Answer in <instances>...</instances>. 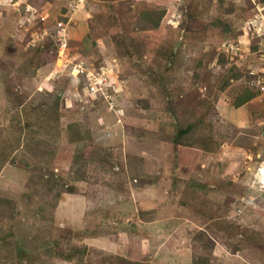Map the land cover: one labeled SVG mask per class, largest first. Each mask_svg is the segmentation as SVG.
<instances>
[{"label": "rangeland", "instance_id": "obj_1", "mask_svg": "<svg viewBox=\"0 0 264 264\" xmlns=\"http://www.w3.org/2000/svg\"><path fill=\"white\" fill-rule=\"evenodd\" d=\"M259 80L264 0H0V264H264Z\"/></svg>", "mask_w": 264, "mask_h": 264}, {"label": "built area", "instance_id": "obj_2", "mask_svg": "<svg viewBox=\"0 0 264 264\" xmlns=\"http://www.w3.org/2000/svg\"><path fill=\"white\" fill-rule=\"evenodd\" d=\"M59 25V30L58 33L60 35V55L67 56L65 52L66 46H67V35H66V25L67 23L65 21H60L58 23ZM68 61V59H66ZM64 63V62H63ZM65 66L67 64L65 63ZM106 67V66H105ZM104 68V65L101 66V69ZM73 73L75 75L80 74L84 75L86 77V87L88 90V93L90 95L94 96H101L105 99H111L113 95L117 94L119 92V85L116 83V81H111V83L106 82L105 79H102L100 75L95 73L94 70H91V68L81 65V64H76L73 67ZM260 81V80H259ZM260 83H262V89H264V80H261ZM259 183L262 185L261 187L264 188V169L260 171L259 175Z\"/></svg>", "mask_w": 264, "mask_h": 264}, {"label": "trees", "instance_id": "obj_3", "mask_svg": "<svg viewBox=\"0 0 264 264\" xmlns=\"http://www.w3.org/2000/svg\"><path fill=\"white\" fill-rule=\"evenodd\" d=\"M66 20V19H65ZM187 130V128H185V129H182V131H180L181 133H183V132H185Z\"/></svg>", "mask_w": 264, "mask_h": 264}]
</instances>
